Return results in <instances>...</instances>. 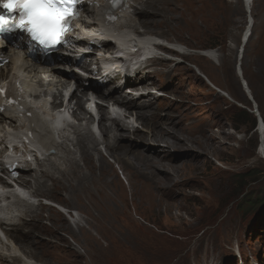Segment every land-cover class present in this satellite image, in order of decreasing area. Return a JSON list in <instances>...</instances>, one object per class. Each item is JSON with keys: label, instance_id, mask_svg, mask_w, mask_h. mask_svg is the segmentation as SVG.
<instances>
[{"label": "rangeland", "instance_id": "rangeland-1", "mask_svg": "<svg viewBox=\"0 0 264 264\" xmlns=\"http://www.w3.org/2000/svg\"><path fill=\"white\" fill-rule=\"evenodd\" d=\"M216 1L188 0L181 3L180 10H185L184 24L183 29L175 33L180 35L181 40L172 35L168 38L149 35L159 39L163 45L179 48L183 54L168 55L164 62L149 68L148 75L145 74V80L140 83L147 81L155 87L151 90L155 109L137 113L142 120L138 123H135V116L131 118V122L139 130L136 133L122 130L125 137L118 143L130 145L132 151L147 155H152L158 147L169 150L162 145L142 141V135L147 134L145 127L148 123L152 124L156 120V117L153 119L152 111H157L161 123L166 120V115L178 121V112L182 111L188 117L177 128L196 125L194 130L199 133L201 126L212 125L215 135L220 138L218 145L223 142L221 146L224 152H214L209 159L211 167L202 164L199 170H195L196 162L189 160L187 156H181L185 151L170 149L177 157L171 165L184 177H180L175 183H169L163 176L166 171L153 169L154 176L160 179L159 185L134 178L132 179L136 183H132L125 165L114 161L100 144L99 136H93L96 140H89L97 145L105 166L110 170L106 181L112 193L107 190L104 223L90 210L97 204V194H92L90 199L83 196L75 198V208L64 206L58 201V198L63 197L62 194H57L55 198L44 195L52 181L43 175L40 181L34 183L35 187H27L28 191L31 190L39 197L35 199L33 206L38 203L41 208L38 206L27 220L31 226L30 232H35L38 236H31L30 233L25 242L18 239V243L27 246L32 239L40 242L54 241V238L48 239L43 232L37 230L35 219L39 218L46 228V217L57 214L65 219L66 225L72 226V230H75V219L72 218L75 216L84 229L88 227V222L100 231L96 235L90 230L93 241L80 236L81 242L78 236L70 234L66 229L59 232L65 245L71 246L70 250L81 255L83 263L89 261L83 249V244L88 241V248L96 255V259L91 258L94 264H264V125L262 122V127L258 129L257 125L254 128L250 126L252 118L258 123L257 115L259 119L262 118L261 112L264 116V42H257L256 30L252 29L256 12L263 0H253V5L252 0H222L220 6L215 4ZM172 2L174 1L152 0L151 6L144 9L163 12L172 7ZM234 3L237 8L231 10ZM153 17L159 18L156 14ZM148 18L150 16L143 17L140 22L149 20ZM138 27L143 34L153 29L152 24L144 28L139 23ZM217 55L235 58V62L219 69L222 73L217 77H210L214 87L197 66L206 72L218 74L211 62V57ZM249 58L252 60L244 65ZM249 63L252 64L248 66ZM162 64H168L170 71L163 77L156 74L163 69ZM82 77L87 80V73L83 72ZM111 85L102 91L106 93L112 90ZM118 85L122 86L117 81L116 86ZM246 86L249 87L250 94ZM123 92L130 93V87L124 86ZM228 94L234 99L231 100ZM78 96L80 97L77 94L76 100L80 99ZM83 103L86 102L82 99L78 105L80 112L84 109ZM105 125L109 124L105 122ZM219 125L224 127V131L219 129ZM85 142L82 140L83 144ZM77 146L75 144L67 149L71 154L74 153L76 160L79 159ZM194 152L200 155L198 151ZM61 167L64 165L61 164ZM114 200L119 212L116 211ZM121 201L125 204L124 210ZM48 202L58 204L62 209H69L71 218ZM170 204L177 205L179 209L166 211L165 206ZM99 209L100 206L97 210ZM113 215L117 217L116 221ZM48 235L53 236V233L48 232ZM98 246L103 249H97ZM103 250L107 254L103 255ZM51 251L61 260L69 259L63 257L62 246H54ZM25 258L28 255L23 252L21 259ZM11 261L7 264L15 263L14 260Z\"/></svg>", "mask_w": 264, "mask_h": 264}, {"label": "bare ground", "instance_id": "bare-ground-1", "mask_svg": "<svg viewBox=\"0 0 264 264\" xmlns=\"http://www.w3.org/2000/svg\"><path fill=\"white\" fill-rule=\"evenodd\" d=\"M108 1L97 0L92 8H83L82 16L93 18L92 21L85 25L86 30L91 32L77 35V38L73 40L72 46L63 51L60 50L62 54L67 55L66 58L59 55L60 52L53 53L51 64L43 62L39 55L32 58L29 55L30 51L25 47L26 38L23 36L18 38L17 41L11 42L13 44L0 41V61L5 63L0 69V85H7L8 92L15 95L19 105L26 110L25 116H29L26 119H22L19 116L15 117L11 113L0 114V168L3 167L7 159L15 156L20 167H22L23 175L27 177L22 180L20 187L24 190L26 187L30 189L44 175L52 181L51 186L45 189L44 195L48 198H55L57 194H62L63 197L58 198V201L63 205L74 207L73 200L75 198L78 199L77 197L83 196V198L87 197L90 199L92 194H97V204L90 210L95 212V217L102 223H104L103 211L107 207V190L110 191L109 184L106 181L110 170L105 166L104 159H102L103 156L100 155L97 145L89 140L95 139L93 138L95 134L92 130L94 118L88 111L92 105L96 107L101 119L98 126L100 144L114 161L125 165L124 167L127 168V173L131 176L130 182L132 181V183H136L132 179L134 178L159 185L160 179L154 176L152 173L153 169L166 171V175L163 176L169 183H175L180 177H184L179 172L177 173L174 166L171 165L177 158L175 152H171V150L185 151L181 156H187L189 160L195 161V170H199L202 164L211 167L209 159L214 155V152H224L223 146H221L223 142L220 146L218 145L220 138L215 135L212 125L201 126L199 133L194 130L197 127L196 125V127L193 125L177 128V125L188 117L182 111L178 112L180 116L178 121L166 115L164 117L166 120L161 123L156 114L157 111L153 112L155 104L152 101L154 97L151 92L152 84L150 82L148 84L147 81L140 83L145 80L144 75L149 72L150 67L152 68L154 64H161V61L164 62L165 60V58L158 56L155 50L169 52L172 55L183 54V51L179 48H168L158 45L159 42L150 39L149 35L161 38H168L172 35L176 36L177 40H181L180 35L175 33L183 29L185 10H180V6L181 3L188 2V0H173L172 7L163 12H152L144 9L151 6L152 0H124L126 9L115 13L119 17L118 22L107 25L105 13L109 10ZM215 4H218V6L222 5V0H217ZM251 4L253 5V0ZM212 7L216 8L215 6ZM230 8L235 10L237 5L234 3ZM153 14H156L159 18L154 19ZM147 16H150L149 20L145 19L140 22L143 17ZM139 23L144 28L152 24L153 29L143 34L141 33L142 29L140 28L141 30H139V27L137 28ZM252 29L256 30L257 42H264V0L256 12V19L253 21ZM140 38H144V40L141 41ZM101 47L108 51L130 53L139 49L144 59L139 60L135 56L127 65L128 69L126 71L120 70L118 65H114V61L102 57V51L98 50ZM234 59L219 55L211 57L212 64L217 68L214 70L218 71V74H212L204 71L199 66L197 67L202 74L210 79V77L220 75L222 72L219 69L224 68L226 64L234 63ZM249 60H252V58L245 60L244 65ZM251 64L249 63L248 66ZM161 66L163 69L158 70L156 74L162 77L169 74L168 64H162ZM77 68L87 73V80L82 78L81 74L77 72ZM92 77H95V79ZM188 77L193 79L192 75ZM119 79L122 81V86H116ZM210 82L215 87L211 79ZM110 84H112L111 87L113 89L104 93L102 90H107V86ZM135 84L138 85L135 86ZM124 85L131 89L130 93L126 92V94L129 93L128 96L123 92ZM248 88L246 86V90L250 94V89ZM86 91L94 93L97 97L88 98V92ZM65 94H70V101H75V104H69L68 102V106L64 107L61 114H51L43 98L48 95V97L56 99L61 97L63 100ZM77 94L80 95L78 100H76ZM224 94L226 95L227 93L224 92ZM228 97L231 100L234 99L231 95ZM82 99L86 103H83L84 109L83 111L81 109L82 112H80L78 105H80ZM108 102H112L113 107L117 106L123 109V113H118L117 110L110 108V105H107ZM62 103H60V107ZM150 108L153 109V111L151 110L153 119L156 117V120L152 124L149 122L148 127H145L147 134L142 135V141L156 143L169 150L158 147L152 155H147L132 151L130 145L119 144V140L125 137L121 133L122 130H126L129 133H136L139 130L138 126L131 122V118L135 116V123L142 121L137 116V113H143ZM65 111H71L73 116L79 120L80 125L77 127H66L64 123L66 118ZM105 122L109 125L106 126ZM259 122V127H262V120L259 119ZM222 125H219V129L224 131ZM26 140L28 143L25 142ZM82 140H85L87 144H85L86 142L83 144ZM75 144L78 145L76 147L79 153L78 160L73 157L74 153L71 154L70 150V152L67 151L70 146ZM11 145L14 147L13 151L11 150ZM193 151H198L200 155L193 153ZM23 152H28L29 157L34 159V163H23L24 158L20 156ZM94 154L96 155L95 159ZM262 154L264 156V150H262ZM61 164L64 167H61ZM32 165H35V168H32ZM47 167V172H45ZM0 185L6 188L11 195L9 200L4 203L0 202V231L7 240L5 242L0 237V264H7L11 260H14L15 263L13 264H94L91 258L94 257L96 259V255L88 248V244H90L88 241L83 244V249L84 255L89 261L83 263L81 255L77 254L75 250H70L72 249L71 246H66L63 237L59 235L60 231L66 229L70 234L78 236L79 242H81L80 236L93 241L94 238L90 230H93L96 235L100 231L88 222L86 223L88 227L84 229L77 218L73 220L75 231L71 229L72 226L66 225L64 218L55 213V215L52 214L46 217L48 222L46 228L42 225V221L39 218L33 216V218H36L35 221L37 220V230L39 229L43 232L48 239L51 237L55 240L40 242L32 239L30 242L28 241L30 246H22L23 244L18 243V239H22L23 242L28 239L26 236L31 233V226L27 220L30 219L29 215L35 212L34 210L40 205L37 203L33 206L29 201L17 195L6 180L0 179ZM31 193L32 196L36 197L35 193L32 191ZM117 195L119 194L117 193ZM113 203H115L114 205L117 208V202L114 200ZM121 204L124 210L125 204L122 201ZM98 206H100L99 210H97ZM47 209L51 211V209ZM174 209L179 208L175 204L165 206L166 211L170 212ZM116 211L119 212V209L117 208ZM116 218L113 215L115 221ZM48 232L53 233V236H49ZM30 235L38 236L35 232ZM34 244H36L35 247ZM54 246H62L63 257L69 259L61 260L57 254H54L51 251ZM97 249L103 248L98 246ZM21 252H25L28 258L21 259ZM102 254H107L106 250H103Z\"/></svg>", "mask_w": 264, "mask_h": 264}, {"label": "snow or ice", "instance_id": "snow-or-ice-1", "mask_svg": "<svg viewBox=\"0 0 264 264\" xmlns=\"http://www.w3.org/2000/svg\"><path fill=\"white\" fill-rule=\"evenodd\" d=\"M57 0H0V7L7 13H19L20 23L15 25L29 33L34 41L50 46L57 36H62L70 28L71 19L66 17V11L57 8ZM78 3V0H69ZM10 16L0 15V32L10 30Z\"/></svg>", "mask_w": 264, "mask_h": 264}, {"label": "trees", "instance_id": "trees-1", "mask_svg": "<svg viewBox=\"0 0 264 264\" xmlns=\"http://www.w3.org/2000/svg\"><path fill=\"white\" fill-rule=\"evenodd\" d=\"M261 117H262L261 120H262L263 125H264V116H263L262 112H261ZM250 121H251L250 126L254 128L257 125L256 119L252 118V120H250Z\"/></svg>", "mask_w": 264, "mask_h": 264}, {"label": "water", "instance_id": "water-1", "mask_svg": "<svg viewBox=\"0 0 264 264\" xmlns=\"http://www.w3.org/2000/svg\"><path fill=\"white\" fill-rule=\"evenodd\" d=\"M257 117H258V127H259V125H260V122H259V115H257Z\"/></svg>", "mask_w": 264, "mask_h": 264}]
</instances>
